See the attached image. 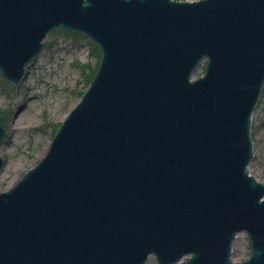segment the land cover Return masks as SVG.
Masks as SVG:
<instances>
[{
	"label": "water",
	"instance_id": "1",
	"mask_svg": "<svg viewBox=\"0 0 264 264\" xmlns=\"http://www.w3.org/2000/svg\"><path fill=\"white\" fill-rule=\"evenodd\" d=\"M53 29L100 59L44 156L0 192V264H264V183L247 168L264 0H0L2 77L18 84Z\"/></svg>",
	"mask_w": 264,
	"mask_h": 264
},
{
	"label": "rangeland",
	"instance_id": "2",
	"mask_svg": "<svg viewBox=\"0 0 264 264\" xmlns=\"http://www.w3.org/2000/svg\"><path fill=\"white\" fill-rule=\"evenodd\" d=\"M99 59V48L87 36L53 29L43 39L42 50L25 66L26 74L18 84H11L0 73V114L4 128V136L0 139V170L13 163L19 180L39 161L37 154L50 144L63 117L79 101ZM204 69L205 61H202L195 68L194 76L203 74ZM22 102L27 103L25 114L32 119V125L26 126L24 121L13 129L11 125L20 112L18 104ZM250 134L253 157L247 168L250 175L264 183V84L251 117ZM16 181L12 184L10 178L0 181V192L9 189ZM239 233L235 245H232L231 259L236 263L250 256L249 238L244 231ZM187 258L185 256L184 260ZM145 264L158 263L150 256Z\"/></svg>",
	"mask_w": 264,
	"mask_h": 264
},
{
	"label": "bare ground",
	"instance_id": "3",
	"mask_svg": "<svg viewBox=\"0 0 264 264\" xmlns=\"http://www.w3.org/2000/svg\"><path fill=\"white\" fill-rule=\"evenodd\" d=\"M193 76H194V74H193ZM194 77H198V76H194ZM25 107H27L26 102H22V103L18 104L17 110L20 112L18 113V116H16L15 120L13 121V123L11 125L13 129H17L18 126L20 124H22L24 121L26 122V126L32 125V123H31L32 119L27 117V115L25 114ZM48 147H49V145H46L44 148H42V150L37 154L36 158L41 159L44 156V154L46 153V151L48 150ZM16 170H17V167L13 163H10V164L2 167L0 170V181L5 180L7 178H10V184L14 183L18 178ZM14 172L16 173L15 175L13 174ZM239 236H240V233H237V236L235 237V239L233 241V245H235Z\"/></svg>",
	"mask_w": 264,
	"mask_h": 264
}]
</instances>
